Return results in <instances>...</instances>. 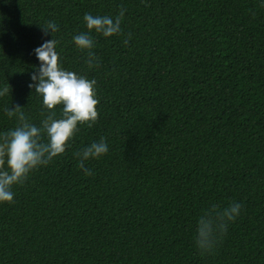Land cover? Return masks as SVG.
Here are the masks:
<instances>
[{
	"label": "trees",
	"instance_id": "trees-1",
	"mask_svg": "<svg viewBox=\"0 0 264 264\" xmlns=\"http://www.w3.org/2000/svg\"><path fill=\"white\" fill-rule=\"evenodd\" d=\"M121 8L119 34L92 32L90 69L72 37L86 12ZM49 20L64 68L96 79L98 118L0 203V264H264L260 0H0V133L17 123L5 107L38 126L47 112L28 84ZM101 137L85 175L74 153ZM233 201L239 216L201 251L197 219Z\"/></svg>",
	"mask_w": 264,
	"mask_h": 264
},
{
	"label": "clouds",
	"instance_id": "clouds-1",
	"mask_svg": "<svg viewBox=\"0 0 264 264\" xmlns=\"http://www.w3.org/2000/svg\"><path fill=\"white\" fill-rule=\"evenodd\" d=\"M260 4L264 5V0H260ZM123 16V8L115 17L84 14L87 31L74 35L72 41L77 49L86 52L85 62L90 69L99 64L92 51L95 46L92 32L104 37L119 34ZM40 28L44 36L51 35L52 38L43 39L33 50L39 64L30 73L28 87L42 98L47 112L38 126L30 121L19 104L3 109L7 117L15 118L17 123L14 128L0 133V203L13 202V185L22 183L32 170L64 154L78 125L85 122L91 125L98 118L96 79L64 68L57 50L58 40L54 37L59 29L55 21L49 20ZM9 91L10 85H0V98ZM58 105L61 106L59 116L56 112ZM108 150L105 138L101 137L74 155L78 157V166L83 173L91 175V169L85 166V162L99 158ZM241 210L242 204L236 201L222 209L213 205L206 210L196 221V246L201 251L211 252L217 235L226 230L227 223L234 221Z\"/></svg>",
	"mask_w": 264,
	"mask_h": 264
}]
</instances>
